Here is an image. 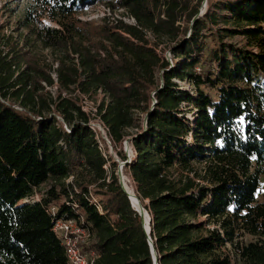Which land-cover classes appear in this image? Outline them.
<instances>
[{"label":"trees","instance_id":"obj_1","mask_svg":"<svg viewBox=\"0 0 264 264\" xmlns=\"http://www.w3.org/2000/svg\"><path fill=\"white\" fill-rule=\"evenodd\" d=\"M203 3L25 0L20 38L0 42V264H69L58 220L90 232L93 264H154L119 163L63 89L105 93L98 113L117 147L133 145L131 161L118 154L151 214L159 264H264V0H207L200 16ZM99 4L135 23L81 19Z\"/></svg>","mask_w":264,"mask_h":264},{"label":"rangeland","instance_id":"obj_2","mask_svg":"<svg viewBox=\"0 0 264 264\" xmlns=\"http://www.w3.org/2000/svg\"><path fill=\"white\" fill-rule=\"evenodd\" d=\"M25 4V0H0V42H2L3 44L6 42V40L8 39V37H12L13 40H17L20 38V33H22V31L17 30V20L19 19L20 15L22 14V10ZM206 9H208V5H207V0H204L203 3V10L201 12L206 11ZM214 11H216L217 13H219L221 15V17H225L228 14V11L225 9V7L222 8H216ZM108 15L110 17L111 21H114V19H120L121 17L124 18L125 21L128 22H132V19L129 18L126 14V12L122 9L117 10L115 13L114 12H109L108 9H106L103 5H93L92 7L88 8L87 10H85L84 12L80 13V17L82 20H90V21H94L96 22V24L101 23V19L105 16ZM201 16V15H200ZM218 28H226V27H233L232 24H229L228 22H226L224 19H220L219 23L217 24ZM151 37V34H150ZM234 42H241V37L239 35H236L235 37H230L228 38ZM19 41V40H18ZM36 51L39 52V54H45L48 55V57L50 59H52V55L51 52L48 50H44V52L41 51L40 48L35 47ZM40 50V51H39ZM166 58H168L171 63H172V59H171V53L170 51H167L164 55ZM162 75V71H158V76L161 78ZM175 81L178 83V85L181 88H189V85H185L180 83L179 81H177L175 79ZM52 91H55V88L52 87ZM63 91H67V89H63ZM74 94L77 96V100L79 101V104H81L82 106H84L88 111L92 110L93 107H95L96 103L94 100L92 99H88V100H82L79 99V94L75 93ZM151 97L154 100V95L151 94ZM99 98V97H98ZM189 111V110H188ZM187 116L190 117L191 119H193V112H187ZM135 132V131H133ZM127 141V140H126ZM126 141H124L122 143V145H118V147L115 145V143L113 144H108V142L105 140L103 141V152L106 154L111 155L115 161H117L119 163V167L121 166V162H126L123 161L120 154H118V152L120 150H122L123 152H125V154L127 155L128 160H132L133 156L135 155V150L133 148V145L131 142H129V145H127ZM190 142L191 139H190ZM130 156V158H129ZM109 163H108V168L110 170L109 167ZM196 167H198L199 170L202 169L201 164H198ZM124 172V171H123ZM176 172V171H175ZM177 173V172H176ZM124 176H125V181L130 185V186H135L136 188V193H137V184L134 181L133 177L129 174V173H125L124 172ZM72 178L68 179V181H70ZM262 186H264V175L262 176ZM49 184H44L42 186V190L44 191L45 189H48ZM24 201H28V199L24 200ZM23 201V202H24ZM146 203L148 202L147 200L145 201ZM150 214V212H149ZM151 216V214H150ZM206 219L205 217L202 218V220ZM250 236L245 235L243 237L238 238L239 241H249L250 240ZM91 240V237H84V235H82L79 238L80 241V245L81 248L84 247V244L89 243ZM231 249L233 250L234 254L235 252V247L231 246ZM234 264H245L242 261H239L237 257L234 258Z\"/></svg>","mask_w":264,"mask_h":264},{"label":"built area","instance_id":"obj_3","mask_svg":"<svg viewBox=\"0 0 264 264\" xmlns=\"http://www.w3.org/2000/svg\"><path fill=\"white\" fill-rule=\"evenodd\" d=\"M132 22L128 23H135V19L131 18ZM57 65H55L56 67ZM52 77L55 79V85L53 88H55V91H52V87L47 86V89L51 90V92L56 95V92L59 88L58 85V77L56 72H52ZM62 94L66 97H73L77 98V96L74 94H79V99L82 98V100H88L92 99L95 101L96 105L93 107L92 110L88 111L84 106L80 104L82 107V110H84L89 115L88 125L89 127L96 133L97 139L99 141L100 148L103 150V141H107L108 144H113L110 130L107 124L102 119L101 115L98 113V107L101 104L103 98H105V93L102 90H99L97 95H89L86 93H82L80 90L76 89L75 91H61ZM99 97V98H98ZM78 99V98H77ZM19 110H24L23 107H21L19 104L14 105ZM57 120L59 121V124H63L65 130L67 132L71 131V128L69 124L65 121L64 117L60 114L57 116ZM130 158V156H129ZM128 161H131L128 160ZM126 163V162H124ZM105 168H108V165H105ZM94 202H97V207L100 211H102V205L97 199L93 198ZM54 230L60 235L62 242L65 246L67 257L69 260V264H93L94 260L96 258L95 254L89 255L84 251L83 248H81L79 238L84 235V237H90L91 234L88 230L81 227L75 220H58L54 226Z\"/></svg>","mask_w":264,"mask_h":264},{"label":"water","instance_id":"obj_4","mask_svg":"<svg viewBox=\"0 0 264 264\" xmlns=\"http://www.w3.org/2000/svg\"><path fill=\"white\" fill-rule=\"evenodd\" d=\"M203 14H204V12H201V13H200V15H203ZM126 142H127L126 144L129 145V141L127 140ZM120 165H121V166H120L119 169H118V174H119V176H120V182H121V185H122L123 189L126 191V193L129 195V197H130V199H131V202H132V206L135 208V210H136V211L142 216V218H143L144 228H145V230H146V232H147V234H148V237H149V240H150V245H151V247H152V252H153V255H154V264H159V262H158V257H157V251H156V248H155V246H154L153 240H152V238H151V236H150V233H151V222H152V218H151V217L149 218V221H148V227H147V226H146V220H145V214H144L142 211H140L138 208L135 207V205H134V203H133V201H132V198H131L129 192H128V191L126 190V188H125V176H124V172H123V168H124L125 163L121 162Z\"/></svg>","mask_w":264,"mask_h":264},{"label":"bare ground","instance_id":"obj_5","mask_svg":"<svg viewBox=\"0 0 264 264\" xmlns=\"http://www.w3.org/2000/svg\"><path fill=\"white\" fill-rule=\"evenodd\" d=\"M125 188L129 192L135 207L145 214L146 226L148 227V221L151 216L149 214V211L143 206L141 200L138 198L135 186H130L125 181Z\"/></svg>","mask_w":264,"mask_h":264}]
</instances>
